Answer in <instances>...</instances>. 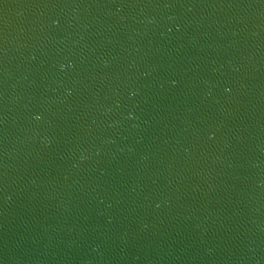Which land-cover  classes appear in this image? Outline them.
<instances>
[{
    "label": "water",
    "instance_id": "95a60500",
    "mask_svg": "<svg viewBox=\"0 0 264 264\" xmlns=\"http://www.w3.org/2000/svg\"><path fill=\"white\" fill-rule=\"evenodd\" d=\"M0 264H264V0H0Z\"/></svg>",
    "mask_w": 264,
    "mask_h": 264
},
{
    "label": "clouds",
    "instance_id": "9594fccd",
    "mask_svg": "<svg viewBox=\"0 0 264 264\" xmlns=\"http://www.w3.org/2000/svg\"><path fill=\"white\" fill-rule=\"evenodd\" d=\"M61 68H63V65H61ZM38 118V117H37Z\"/></svg>",
    "mask_w": 264,
    "mask_h": 264
}]
</instances>
